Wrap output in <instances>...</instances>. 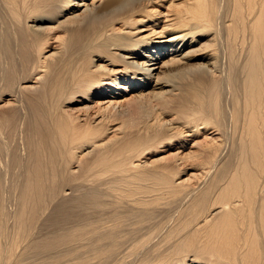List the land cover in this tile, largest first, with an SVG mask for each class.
<instances>
[{
    "label": "bare ground",
    "instance_id": "bare-ground-1",
    "mask_svg": "<svg viewBox=\"0 0 264 264\" xmlns=\"http://www.w3.org/2000/svg\"><path fill=\"white\" fill-rule=\"evenodd\" d=\"M125 1L0 0L8 14L3 16L14 22L13 30L7 25L0 31V97H9L12 109L0 113V138L5 130L20 127L23 107L31 104L23 93L47 90L55 103L65 107L98 97L93 123L86 115V119L66 115L70 152L86 149L88 144L77 141L96 139L103 130L113 137L92 147L106 149L115 143L82 175L65 178L58 165L59 152H50L46 159L37 147L35 119H26L28 127L22 122L28 130V137L24 136L29 153L26 161L20 155L26 170L21 172L25 179L19 186V206L15 213L6 207L12 217L3 204L2 189L7 185L1 173L5 164L0 163L4 165L0 167V264H264V0H171L163 6L165 12L156 7L168 0H139L135 10L133 4L122 7ZM70 15L72 22L86 15L110 19L101 29L103 52L91 53L107 65L94 64L78 74L70 70L71 64L77 66V46L65 44L67 33L41 42L42 59L25 68L18 64L14 34H55L59 30L47 25ZM75 37L70 35L71 41ZM27 41L24 37L26 50ZM46 48L57 53L47 55ZM133 57L146 61L128 62ZM120 63L128 68L107 70ZM128 65L137 70L132 72ZM101 70L108 74H99ZM175 71L178 74H172ZM121 75L125 77L119 81ZM189 77L192 87L205 93V105L187 117L165 121L160 111L175 103L174 92H181V81ZM153 78L156 82L149 87L159 109L152 106V112L142 93L133 94L125 104L119 90L143 91ZM126 79H132L129 87ZM125 105L133 109L130 118L146 120L144 134L131 143L128 115L116 109ZM178 139L186 140L181 148L191 150L178 149L170 161L174 165L151 169L139 163L153 145L175 148ZM1 144L5 152L7 147ZM14 153L13 164L20 166L22 160ZM189 161L192 165L186 166ZM195 170L200 174L181 179ZM197 177V183L191 184ZM72 185L77 193L67 196L64 187Z\"/></svg>",
    "mask_w": 264,
    "mask_h": 264
},
{
    "label": "rangeland",
    "instance_id": "rangeland-1",
    "mask_svg": "<svg viewBox=\"0 0 264 264\" xmlns=\"http://www.w3.org/2000/svg\"><path fill=\"white\" fill-rule=\"evenodd\" d=\"M170 1L171 0H168V2H163V3L159 4L160 7H156V9H158L159 11L165 12L166 9H164L163 6L168 7L170 5ZM75 2H81V0H75ZM131 4L134 5L133 6L134 10L137 9L140 6L139 0H127V1H125L122 4V7H124L125 9H129ZM0 12H1L0 13V19H1V21H0V31H2L1 28H5L7 25L8 26L6 28H10L11 29L12 27H14V22L9 18V16H8V19L4 17L7 13H5L6 11H4L1 8V6H0ZM82 12L83 11H81L80 13L82 14ZM75 13H78V11H76ZM3 17L5 19H7V21H5V19H3ZM70 18H71V15L70 16H64V17H61L60 20L57 23L55 22L53 24H48L47 25V27H54L55 28L54 30H59L55 34H46L48 32H44L42 34H37V33H34V32H28V31H26L24 33V35H20L19 34V36H18V34H14L15 36H13V38L15 37L16 42H15V39L12 38L13 39L12 42L14 44V47H12V48H13V51L15 50L14 52L16 53L18 64L25 68V67H27V65L29 63H32V62H35V61H38V60L42 59V55H43V53L45 51L43 53H39L38 52V49L40 47L41 42H43L46 39V37L60 36L63 33H67V35H65V39H64L65 44H70L71 46H73V48L75 46H77V66H74L73 64H71L70 67H69L70 70H77V74H78L82 70L87 69V68L91 67L94 64L107 65L108 62H100V61L97 62L96 60H97L98 57H96L94 55H98L99 53L103 52V48L99 47L100 45L103 44V40H104L102 37H100L101 29L103 27L104 22H106L107 20L110 21V19H107V20L96 19V20H94L93 18H91L90 15H86L81 20H77V21L72 22L70 20ZM136 26L138 28H143V25H136ZM115 27L119 28L121 26L116 24ZM4 30L5 29H3V32H4ZM12 30H13V28H12ZM16 35L18 37H16ZM70 35H73V36L76 35V37L71 41ZM24 37H28V41H27L28 50H26L25 47H24ZM49 48H50V45H49ZM49 48H46V50H49L47 55H51V54L57 53L54 49H49ZM92 52H96V53L93 55V54H91ZM113 52L116 53L117 51H113ZM116 54H118V53H116ZM58 58L59 57H56V58L52 59V61L46 62V64H48V65L52 64ZM170 59H171V57H170ZM93 60L95 61L94 63L92 62ZM166 60H168V58L161 60L157 64V66H161L163 61H166ZM143 61H146V59H144L143 57H133V59L128 60V62H134V63H143ZM116 62H122V61L120 59H117ZM154 63H156V61H153V64ZM190 64H193V62H190ZM128 66L130 67V70L132 72L137 70V69H133L132 65H128ZM148 67H151V69L153 68V66H147V68ZM122 68H128V67H124L123 63H120L119 65L108 66L107 70L116 71V70H121ZM157 72H155V73H157ZM99 74H108V71L101 70L99 72ZM139 74H137L135 77L139 76V78L142 79L143 76L139 75ZM172 74H178V71H175ZM124 77L125 76L121 75L119 81H122ZM129 77H132V76H129ZM131 80L132 79H126V81L129 82V83H126L127 87L130 86L129 84L131 83ZM191 80L192 79H190V77H189L188 80L181 81V85L180 86L183 88V90L181 92L180 91L174 92L175 97H173V98L175 100V103L174 102L172 104L170 103L171 105L168 104L167 105L168 106L167 109H164V110L160 111V113H162V118H164L165 121H170L174 117H179V118L187 117L190 114H192L194 111L199 110L203 105H205V102H206L205 93L202 92V90L199 89V88L192 87V85H193L192 83L194 81L192 80V82H189ZM155 82H156V78H153L151 81H147L146 82L147 85H146V87H145V89L143 91L134 92V91H130L129 90V92H127V91H120L119 90V94H121V96H123V98L126 101L125 102V104H126V103H128L131 100L133 94L142 93L143 94L142 95L143 98L147 97V100L143 99L144 102H147L146 105L148 104L147 106L150 109H151L152 106H156V108H157V107L160 106L159 103H158L159 100L157 98H155V96H154L155 93L153 94L152 88L149 87V84L150 85L152 84V86H153L155 84ZM40 85L41 84H32V83L27 84V86H33V87H40ZM166 89L169 91L171 88H166ZM166 89H165V91H166ZM114 90L117 91L116 88H114ZM155 92H159V91H155ZM108 93L111 94L110 92H108ZM177 94H179V95H177ZM51 95L52 94H50V92H48L47 90H40L39 92H34V90H31V91L30 90H26L23 93L24 100L25 101L30 100L31 104H29V105H26V104L24 105L23 104L24 105V107H23V110H24L23 112L24 113L23 112L21 113V117H23V116L24 117L22 118V122L25 123V122L28 121V119H35L34 120V122H35L34 128H35V134H36V138H37L35 140V142L37 144V147L41 148L42 151L45 152V158L46 159L49 158V153L50 152H52L54 150H57L59 152V154H60L58 165H59V167H61V168H63L65 170V172H66L65 173L66 174L65 178H67L68 175H69V177L72 176V177L77 178V176L82 175L85 172V169L87 168V166L90 163H92L99 155H101L104 152H106L108 150V148L113 146L115 143H112L106 149H94L92 147V145L93 144H95V145L101 144L104 140H107L106 138H111V137H113V135L112 134H108L107 132H105L103 130L100 133V137H98L96 139L79 140V141H77V144H88L89 147H87L86 149L75 150L74 153L70 152V149H71V146H72V135H71V133L68 130L69 126L67 124V116L66 115L70 114L73 117L77 116V118H81V119H86V116H88L87 117L88 118V122L93 123L94 120H95L94 116H95V113H96V106H97L95 104V101L98 100V97H93V100H94L93 102H88V103H78L77 102V103H73V104H70V105H66V107H68V108H66L64 104L55 103L52 100V96ZM8 100H9V97H4L3 95H2V97H0V113L1 114H8V113H10L12 111L11 107L8 105L9 104ZM12 103L15 104V102H12ZM63 106L65 108H63ZM156 108H154V110ZM159 108H157V109H159ZM63 109H68L69 112L64 114V113H62ZM116 109H118V111H123L125 114L128 115L127 118H129V119H127V125H126V130L128 132V139H129L128 142L131 143L134 140L140 139L142 137V135L144 134V130L146 128L144 126V123L146 122V120L144 118H141V117H138V116H135V115H133L130 118L129 115L132 114L133 109H129L128 105H125L124 107H119V108L117 107ZM33 110H35V117L33 115ZM151 111L153 112L152 109H151ZM21 117H20L19 123L21 122ZM26 119H27V121H26ZM22 122L20 123V125L18 124L20 127H16L15 131L14 130L11 131L10 129L9 130H5L4 133L5 134L7 133V135H5L3 133L1 138H0V143H2L1 145L3 146V144H4L3 148L7 147V142L5 140H7V139L10 140V138H13L10 141L7 140L9 148L7 147L8 149L7 148L3 149V151L6 150L5 152H2V149L0 150L2 152V153H0V155H1L0 156L1 157L0 158V160H1L0 163L2 162V163L5 164V166L4 165H2V166L0 165L1 168L3 166L5 167V168H2V169L0 168L1 169V173L3 175L2 182H3V184L5 183L4 186L7 185V186H5V187H7V190H6L5 187H4V189H2V191H5V193H3L4 197H2V199L5 200V203H3V204H6L4 206L5 209H6V207H8L7 209H9L11 212H14L15 209L17 210V207L19 206L18 205L19 202H17V201H19L20 200L19 197H21L20 196V192H21L20 191L21 190L20 187L23 186L22 185L24 183L23 180L25 179L24 178L25 173H21V172H25V171H23L25 169V165L23 164L25 162L23 161V159L25 157H27V155L29 153V151H26V150H28L29 143H28L27 138H25V136L28 134V132H27L28 130L26 131V129H27L26 127H28V126H27V123H25L26 124L25 125L24 123L22 124ZM79 124H83V123H79ZM22 125H25L26 127L22 126ZM24 131H25V133H24ZM10 132L12 134H10ZM14 133H15V135L17 134V136H15ZM9 134L12 135V136H10ZM26 137H28V135ZM198 139L202 140L204 138L203 137H201V138L199 137ZM191 140H193V138L189 139V143L188 144L190 146H192V144H193V142ZM185 142H186L185 139H178V141L175 142V145H176L175 148L174 147L166 148V143H164L163 145H153L147 152L144 153L145 156H141L144 159L140 158L141 162H139V163L142 164V165L143 164L151 165L150 167H148L146 165L148 168H151V169L158 168V167L163 166V165L166 166V163H168V164L172 163V165H174L175 162L174 161L170 162V161L173 158V154H175L178 149H180L181 151H183L185 153H186V151L191 150L190 148H188V149L181 148L182 144L185 143ZM5 145H6V147H5ZM16 146H19V148L16 147ZM140 149H142L141 143L138 145V150H140ZM7 150L10 153H8ZM13 150L14 151L16 150L17 152L18 151L19 152L21 151V152L20 153L19 152L18 153L17 152L14 153ZM11 152L14 153V154L17 153L16 154L17 156L19 155L18 157L20 158V160H22V163H20V166H19V163H17L18 165L15 164V163H14L15 165L13 164V160H12L13 159L12 158L13 154H11ZM3 153H5L6 155L3 154ZM4 155L6 157H4ZM20 155H22L23 159H21ZM7 156L9 158V160H8ZM7 160L10 161L11 164ZM24 160L26 161V159H24ZM71 160H73L74 162H72ZM189 162H187L186 166H191L192 165L191 162L190 163ZM7 164H8V166H9V164L11 165L12 171L10 170L11 169L10 166L8 167ZM12 164L15 167L12 166ZM22 164L24 166H22ZM188 164H190V165H188ZM50 165H51V162H50ZM21 166L24 167V168L22 169ZM6 167H8V169ZM5 169H7V171L4 172ZM15 170L17 172H15ZM8 171H9V173H8ZM199 171L195 170V172L194 171H190L187 174H183L181 176V179H183V180L187 179L189 177V175L192 174V173L200 174ZM5 177H6V179L4 180ZM11 178H14V179H11ZM15 178H16V180H15ZM22 178H23V180H22ZM198 178L199 177L193 178L192 181H191V184H193V185L196 184ZM19 179H20V181H18ZM6 180L8 181L7 184L5 182ZM15 182L17 183V185H16ZM57 182H59V180H57ZM61 182H62V180L59 183H57V184L59 185ZM75 182H77V181H75ZM74 184L77 185V183H74ZM73 185L72 186H68L66 188L64 187L65 191L62 190L63 193L66 194L67 196L68 195L72 196L73 194H76L77 193L76 192L77 191L76 190L77 186L74 185L76 187V189H75ZM86 185L88 186V184H86ZM85 188L87 189V187H85ZM69 193H71V195ZM10 211L7 210L6 212L8 213ZM11 212L9 213V215L11 214ZM14 213H12V214H14ZM10 216L12 217L13 215H10ZM9 221H12L11 225L9 224ZM9 221H8V224L13 227L14 226L13 225V223H14L13 219L12 220L10 219ZM9 225H8V227H9ZM11 228H9L10 231H12ZM8 231H7V233H8ZM45 232L46 231L44 230V233ZM41 238H43V237H41Z\"/></svg>",
    "mask_w": 264,
    "mask_h": 264
}]
</instances>
